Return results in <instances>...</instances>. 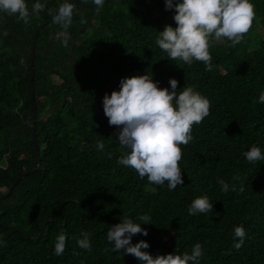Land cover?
<instances>
[{"label": "trees", "instance_id": "trees-1", "mask_svg": "<svg viewBox=\"0 0 264 264\" xmlns=\"http://www.w3.org/2000/svg\"><path fill=\"white\" fill-rule=\"evenodd\" d=\"M36 2L26 0L30 12ZM39 2L46 8L28 25L0 12V196L18 180L0 199V264H139L113 252L107 240L124 219L147 230L132 243L146 241L153 256L191 254L199 243V264H264V161L244 156L253 145L264 152V0H251L255 18L241 43L212 41L211 71L201 62L168 60L156 44L165 25L176 27L164 0H104L99 10L93 0L73 1L66 36L52 21L41 25L51 17L48 9L65 0ZM144 74L170 91L173 78L178 92L192 87L211 103L210 114L193 126L192 141L180 146L184 184L172 191L117 163L127 149L103 112V97L119 91L122 78ZM34 111L41 164L32 172ZM218 179L230 185L228 192ZM202 196L212 211L189 215ZM143 215L151 224H143ZM237 226L246 233L239 248ZM61 233L66 247L57 256ZM82 233L90 235V251L78 247Z\"/></svg>", "mask_w": 264, "mask_h": 264}, {"label": "clouds", "instance_id": "clouds-1", "mask_svg": "<svg viewBox=\"0 0 264 264\" xmlns=\"http://www.w3.org/2000/svg\"><path fill=\"white\" fill-rule=\"evenodd\" d=\"M86 2V0H85ZM97 10L104 0H93ZM165 10H173L176 27L165 25L156 40L158 47L167 54L168 60H179L189 67L193 62H201L206 70H212L210 47L212 41L226 39L231 46L243 40L250 31L255 18V6L251 0H164ZM46 8L45 3L37 0L31 7L26 0H0V12L8 16H17L24 24H30V16L39 14ZM74 4L61 3L56 9H48L52 22L59 25L61 36H66L72 24ZM65 47L68 39L62 40ZM119 91H112L103 97V112L110 126L120 129L116 133L120 146L127 149L118 164L133 169L141 179L147 177L151 184L163 186L167 182L169 191L183 185L182 170L179 162L183 153L181 145L189 144L194 125H199L210 114V101L192 87L177 91L178 81L170 78L168 88L158 87L148 74L125 77L120 80ZM259 103L264 104V92L259 95ZM98 150H103V142L97 143ZM111 154H109L110 156ZM250 163L264 161V152L253 145L244 153ZM221 191L228 192L230 185L223 179L217 181ZM236 191L235 187H232ZM239 191L243 192L241 187ZM213 204L207 196L194 199L189 208V215L208 213ZM143 224H151L150 217H140ZM141 223L124 219L112 225L107 232V240L113 245V252L132 255L139 264H199L203 248L196 243L191 254L169 253L153 256L145 251L150 245L144 241L133 244L132 237L137 234L148 235ZM239 248L245 238L242 226L234 229ZM78 247L91 250L90 235L82 233ZM66 234L58 235L54 254L60 256L66 247Z\"/></svg>", "mask_w": 264, "mask_h": 264}, {"label": "water", "instance_id": "water-1", "mask_svg": "<svg viewBox=\"0 0 264 264\" xmlns=\"http://www.w3.org/2000/svg\"><path fill=\"white\" fill-rule=\"evenodd\" d=\"M73 1H76V0H73ZM73 1H71L70 3H73ZM48 21H52V17H50L47 21H44L41 25H44L46 24ZM40 26H38V29H40ZM35 40H36V34H34L33 38H32V41H31V45H30V54H29V73H30V76H31V92L33 94L34 92V83H33V60H34V45H35ZM33 97V95H32ZM35 111L33 112L32 114V133H33V145H34V151H35V154H36V158H37V166L35 169L32 170V172L38 170L40 168V156H39V151H38V147H37V143H36V138H35ZM27 173H24L23 175H26ZM20 178V177H19ZM18 178V179H19ZM18 180H16L11 186L10 188L8 189V191L0 196V199H3V198H6L10 193H11V190L13 189V187L15 186L16 182Z\"/></svg>", "mask_w": 264, "mask_h": 264}, {"label": "rangeland", "instance_id": "rangeland-1", "mask_svg": "<svg viewBox=\"0 0 264 264\" xmlns=\"http://www.w3.org/2000/svg\"><path fill=\"white\" fill-rule=\"evenodd\" d=\"M262 31V30H261Z\"/></svg>", "mask_w": 264, "mask_h": 264}]
</instances>
